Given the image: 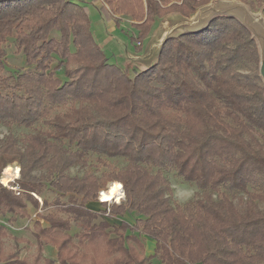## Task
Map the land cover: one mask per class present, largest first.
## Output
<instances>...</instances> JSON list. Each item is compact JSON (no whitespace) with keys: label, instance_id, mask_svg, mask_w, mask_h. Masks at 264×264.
<instances>
[{"label":"trees","instance_id":"trees-1","mask_svg":"<svg viewBox=\"0 0 264 264\" xmlns=\"http://www.w3.org/2000/svg\"><path fill=\"white\" fill-rule=\"evenodd\" d=\"M208 1L180 0L168 8L189 17ZM103 2L96 9L104 19L119 25L114 14L129 16L140 47L169 0ZM8 37L26 68L0 73V126L32 129L41 121L45 129L0 136V172L14 173L9 165L18 164L20 179L12 184L21 189L13 194L0 184V215L22 214L26 200L38 207L36 195L67 217L44 215L47 226L37 239L77 223L66 243L76 237L81 249H57L58 264L94 262L87 244L112 232L105 238L108 255L116 254L112 264L147 262L137 250L139 235L154 241L152 256L162 264H264V85L258 68L238 69L258 65L259 50L234 14H216L196 30L166 37L155 61L132 67V75L108 61L91 34L86 5L77 0H0V68ZM119 159V168L108 163ZM75 166L81 175L70 173ZM167 170L199 195L173 204ZM109 180L121 181L125 199L89 209ZM46 189L56 194L51 203ZM234 195L244 199L241 210ZM125 213L135 214L133 224L94 222L99 214ZM0 264L33 263L10 255L0 256Z\"/></svg>","mask_w":264,"mask_h":264},{"label":"rangeland","instance_id":"rangeland-1","mask_svg":"<svg viewBox=\"0 0 264 264\" xmlns=\"http://www.w3.org/2000/svg\"><path fill=\"white\" fill-rule=\"evenodd\" d=\"M77 1L86 5L91 34L94 41L108 58V61L117 66L125 68V70L130 75H132V67L135 66L138 70H142L149 66L156 59V55L160 49V46L162 45L166 37L176 35L180 32H185V29L190 28L194 24V20L191 23L190 18L197 11L199 12V14H202L201 17L205 19L203 14L207 13L208 10L211 11V14L213 16L216 14L225 13L234 14L236 10V8L234 7L242 5L249 12L250 18L258 25L264 27V1H262L261 4H257L256 0H209L208 3H206L202 7H199L193 15L185 17L182 16L178 11H172L168 8L169 5L173 2L179 4L180 0H169V2L164 6L165 8H168L167 11L153 24L154 28L155 26H159L156 30V33L153 35V37H148V39H145V41L143 40L142 45H140V47L144 48L145 52L147 50V54L144 57H136L135 53H137V48L139 49L140 47H137L136 43L132 40V36H135L137 34V31L131 26L132 20L129 18V16L114 14L115 17L119 19V25H116L113 20H111V25H109L110 21L104 19L101 16L96 7L92 5L91 0ZM94 5L106 6L103 0H97ZM201 23H203V21ZM153 26L151 30L153 29ZM52 35L57 36V33L53 32ZM2 47L5 51V56L1 59V75L8 76L11 74H17L21 70L26 68L24 56L17 51L12 37H8L6 42L2 44ZM131 57H134V59H132ZM259 63V61L258 65H256L255 63H244L238 66V69L241 72L255 71L256 68L259 69ZM56 64L57 63L54 62L51 65V68H55ZM55 74L62 80L64 79L61 69H56ZM56 111L60 112L63 111V109H59ZM37 129H45V126L41 121H38L32 129H27L16 125H13L10 129L4 126H0V136L6 134L9 131L16 136H22L27 132H32L33 130ZM108 163L116 168H119L124 164V161L119 159L110 161ZM15 165L19 166L16 163L9 166L14 169V167H16ZM3 171L4 168L0 172V184H2V186H5L6 184L10 185L17 177L13 178L12 172L10 174H3ZM82 172L83 170H81L77 166L70 169L71 174L81 175ZM39 173L41 172L37 171V174ZM99 173L100 169H98L97 174ZM165 175L171 184V202L173 204L183 206L184 203L199 195L200 190H198L196 186H194V184L184 182L180 177L177 176L175 171L167 170L165 172ZM1 180L5 182V185H3L4 183H2ZM113 182L121 181L109 180L108 182H106L105 187L101 190L106 189L104 191L106 192L108 190V186ZM101 190H99L97 193V200H92L93 203L95 202L94 204L96 206L95 208L97 209L96 211L102 210L104 208V205H100L101 203H104L106 207L111 208L113 205L119 204L121 202L120 201L119 203H116L115 200L100 202L99 193ZM178 193L181 194L180 198H178ZM43 195L48 203H51L56 197V194L48 189L44 191ZM34 197L38 201V207H35L31 200H26V208L22 214L17 213L0 215V256L8 257L10 255H17L18 258H22L33 264H46L45 260L50 259L54 261V264H58L59 260L57 258V249L59 250V248H63L64 246L66 248H69L71 245L76 246V249L78 248V250L81 249L79 245H77L78 243L76 237H70V242L68 244L66 243L69 235H73L74 233H77L79 231V225L71 221L70 230H62L55 234L50 233V236H47V238L41 235L40 239H37L36 234L38 233V229L40 227L47 226L43 219L44 215L52 213L61 218L67 217L63 212L56 210V208H54L53 206L47 205V207H43L42 197L36 195H34ZM65 200L66 196L60 197V201L64 202ZM232 201L238 210H241L243 208L244 199H241L239 195H234L232 197ZM86 206L88 207L87 204ZM135 218L136 216L134 213H125L123 216L114 217H107L106 215L99 214L94 222L97 223L104 219L107 220L110 224L118 226L122 221H127L130 224H133ZM114 236L115 235L112 232L105 237H98L94 241L88 243L87 246L89 247V253H91V256H95V261L90 262L89 259V261L86 260L85 262H82V264H101V262H103V264H112V256H116V254L112 253L108 255L106 251L107 248L105 246V238ZM51 239H54L55 241H50ZM41 241L42 244L40 246L39 242ZM151 244H154V241L152 239L147 238L145 235H139L138 245L141 246V250L137 249L139 251L138 253L143 257H148V260L145 264H162L156 257L152 256L153 254H149L150 252L148 251V247L152 248Z\"/></svg>","mask_w":264,"mask_h":264},{"label":"water","instance_id":"water-1","mask_svg":"<svg viewBox=\"0 0 264 264\" xmlns=\"http://www.w3.org/2000/svg\"><path fill=\"white\" fill-rule=\"evenodd\" d=\"M236 10L241 12L240 17H236L241 21V23L248 29V31L252 34L258 44L259 48V69L258 73L264 85V27L258 25L254 22L250 16L249 12L242 5L235 6Z\"/></svg>","mask_w":264,"mask_h":264},{"label":"crops","instance_id":"crops-1","mask_svg":"<svg viewBox=\"0 0 264 264\" xmlns=\"http://www.w3.org/2000/svg\"><path fill=\"white\" fill-rule=\"evenodd\" d=\"M81 3V2H80ZM81 4H84V3H81ZM92 5L94 6V7H96L93 3H92ZM210 7V6H209ZM204 9V8H203ZM208 9V8H207ZM210 14V15H209ZM201 15L202 14H199V12L197 11L190 19H191V23H192V21L194 20V24L190 27V28H187V29H185V31H191V30H196V29H198V28H200V27H202V26H204L206 23H207V21L213 16L212 14H211V11H209L208 10V12L207 13H205V14H203V16L205 17V19H203L202 17H201ZM210 16V17H209ZM189 19V20H190ZM203 21V23H201ZM111 22L112 21H110L109 22V25H111ZM185 23H187V22H185ZM158 24V23H157ZM158 27L159 26H155V28H154V26H153V29L150 31V34L147 36V38L146 39H148V37L150 38V37H153V35L156 33V30L158 29ZM145 41V40H144ZM142 45V44H141ZM147 54V50H146V52L144 51V48L143 47H140L139 49L137 48V53H135V55H136V57L138 56V57H144L145 55ZM157 56V55H156ZM132 59H134V57H131ZM154 60V59H153ZM155 61V60H154ZM153 61V62H154ZM152 62V63H153ZM151 63V64H152ZM95 203V202H94ZM93 203V201H90V202H88L87 203V205H88V208L89 209H91V210H93V211H96L97 209L95 208L96 206H95V204ZM151 243V242H150ZM152 245V248H150V247H148V251L150 252L149 254H153L154 253V244H151Z\"/></svg>","mask_w":264,"mask_h":264},{"label":"clouds","instance_id":"clouds-1","mask_svg":"<svg viewBox=\"0 0 264 264\" xmlns=\"http://www.w3.org/2000/svg\"><path fill=\"white\" fill-rule=\"evenodd\" d=\"M124 186L121 182H113L108 186L107 192H100L99 199L101 202L112 201L115 199L116 203H119L122 199L125 198ZM181 194L178 193V198H180Z\"/></svg>","mask_w":264,"mask_h":264},{"label":"built area","instance_id":"built-area-1","mask_svg":"<svg viewBox=\"0 0 264 264\" xmlns=\"http://www.w3.org/2000/svg\"><path fill=\"white\" fill-rule=\"evenodd\" d=\"M16 166V165H15ZM18 167V171L16 170V167H14L13 171L15 172L16 176H17V181L20 179V168ZM5 185V184H3ZM4 187H6L8 190H11L13 194H18L20 192V187L18 185V182L16 184H6ZM101 202V201H100Z\"/></svg>","mask_w":264,"mask_h":264},{"label":"bare ground","instance_id":"bare-ground-1","mask_svg":"<svg viewBox=\"0 0 264 264\" xmlns=\"http://www.w3.org/2000/svg\"><path fill=\"white\" fill-rule=\"evenodd\" d=\"M234 14H235L237 17H240V16H241V12H240L239 10H235ZM254 22H255V21H254ZM12 177H13V178H16V177H17L16 174H15V172L12 174ZM99 200H100V199H99ZM113 200H115V199L113 198Z\"/></svg>","mask_w":264,"mask_h":264}]
</instances>
